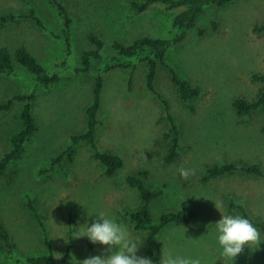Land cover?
Returning <instances> with one entry per match:
<instances>
[{"label":"rangeland","instance_id":"1","mask_svg":"<svg viewBox=\"0 0 264 264\" xmlns=\"http://www.w3.org/2000/svg\"><path fill=\"white\" fill-rule=\"evenodd\" d=\"M62 1L73 18L70 42L48 0H0V18L28 13L30 5L45 24L41 28L25 18L6 26L0 22V48L14 53L18 47H27L51 74L60 77L58 83L45 87L19 63L16 73L0 76V105L15 95L34 93L33 115L38 125L22 158L0 175V217L16 245L14 255L0 251V263L25 264L27 256L50 253L29 199L49 233L56 261L64 258L70 244L71 262L87 257L88 238H73V231H82L83 224L101 212L120 223L132 238L142 239L137 255L146 256L144 235L134 230L125 210H134L137 202L128 176L147 172L149 186L163 190L151 206L154 220L163 212H195L190 223L171 225L161 232L163 254L198 257L202 264H232L219 256L212 223L223 214H242L239 209L230 213L231 197L251 217L264 222V179L241 173L207 178V169L228 162L258 163L264 169L262 112L239 116L233 109L235 98L253 99L261 87L252 75L264 72V33L253 27L264 22V0H235L228 7L211 9L200 21L208 29L204 37H191L169 49L168 62L201 89L197 99L184 102L167 70L161 72L157 88L169 102L181 131L173 163L164 162L168 150L165 134L170 125L165 104L145 87L129 90L122 74L108 81L97 142L101 150L124 160V166L112 176L86 144L78 146L73 161L52 166L53 158L72 143L71 136L86 129L95 73H79L77 68L82 54L94 48L89 36L104 41L103 55H114V41L168 38L179 11L169 12L157 5L136 14L130 7L133 0ZM212 21L219 23L217 29ZM23 105L16 101L9 110H0V157L10 149L11 136L22 128ZM180 168L191 172L183 177ZM108 247L100 245L97 255H107ZM233 264H264V242L255 250L245 246Z\"/></svg>","mask_w":264,"mask_h":264},{"label":"trees","instance_id":"2","mask_svg":"<svg viewBox=\"0 0 264 264\" xmlns=\"http://www.w3.org/2000/svg\"><path fill=\"white\" fill-rule=\"evenodd\" d=\"M29 2V1H28ZM50 5L57 11L62 20L63 31L67 42H70L73 18L67 6L62 0H48ZM235 0H133L130 7L136 14H143L154 6H161L169 12L179 11L173 18L171 35L167 38H153L150 36L139 37L131 43L114 41L111 45L114 55L105 56L102 53L105 43L98 36L91 34L90 41L94 48L85 51L81 56V67L77 68L79 73H95L93 75V100L86 110V129L71 136L72 143L67 146L52 160V166H63L67 161H73L77 154L80 144L88 145L94 158L105 168L107 175L112 176L124 166L121 156L114 153L103 151L98 146L97 129L101 124L100 116L104 108L106 85L108 81L117 74H122L127 80L129 90L138 86L146 88L147 92L157 96L163 102L168 111L170 122L165 136L168 140V150L164 156L166 164L173 163L178 157L180 147L181 131L174 116L171 114L169 102L163 98L157 84L161 77V72L165 69L169 73L179 97L184 102H190L201 95V89L194 87L184 78L176 67L168 62L169 49L173 45L184 44L192 38H201L208 33V29L200 25V21L206 19L209 11L213 8H225ZM30 19L36 26L45 28L43 19L38 14L36 7L29 5L28 13L24 14H5L0 18L2 26L19 21L20 19ZM214 29L219 27V23L212 21ZM255 32L264 33V22L255 24ZM16 63H19L28 72L35 75L39 83L45 87H50L59 82L57 74H51L38 60V58L27 47H18L14 53L8 48H0V76H10L17 72ZM252 80L260 83L261 87L253 99L237 97L233 101V109L239 116H252L257 112L263 114L264 131V72L254 73ZM135 86V87H134ZM138 89V88H137ZM35 94H19L9 100L7 104L0 105V110H9L16 102L24 103L21 110L22 128L11 136L10 149L0 157V175H4L11 165L20 160L24 154L26 144L38 130V125L33 115V104ZM241 173L264 179V169L258 163H236L228 162L221 165L208 167L207 178L232 176ZM148 173L131 174L127 182L136 191L137 202L134 210H125V214L130 217L133 228L136 232L144 235L146 243V256L150 257L154 264H160L163 255L162 246L159 241L161 232L168 226L186 225L191 222L195 212L182 209L177 212H163L158 220H154L151 213V206L155 200L163 194L162 189H153L146 182ZM29 208L42 227L44 243L50 253L44 255L27 256L25 264H82L73 263L69 260V253L72 245L68 246V252L61 261H56L53 253V244L44 222L38 217V212L34 202L29 199ZM236 209L241 211V215L248 217L253 224L264 231V222L255 220L243 205H238L234 198H230L229 211L233 213ZM99 216L94 215L89 223L96 220ZM72 241V240H71ZM100 244H92L88 240L87 257L97 255ZM0 251L14 255L16 245L10 231L0 217ZM11 264V263H0Z\"/></svg>","mask_w":264,"mask_h":264},{"label":"clouds","instance_id":"3","mask_svg":"<svg viewBox=\"0 0 264 264\" xmlns=\"http://www.w3.org/2000/svg\"><path fill=\"white\" fill-rule=\"evenodd\" d=\"M179 172L181 176L187 177L191 170L180 168ZM212 224L214 242L219 256L222 260L225 258L231 260L232 264L245 246L255 250L259 248L261 242H264L261 230L246 216L223 214ZM83 225L86 226L82 231L80 228L74 229L73 238L86 236L94 245L109 247L105 250L108 252L107 255H91L80 260L82 264H154L150 257L137 255L142 239L132 238L120 223L105 213L101 212L96 220ZM112 246H116V250L113 251ZM160 264H202V261L198 257L165 252Z\"/></svg>","mask_w":264,"mask_h":264}]
</instances>
